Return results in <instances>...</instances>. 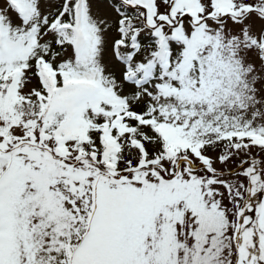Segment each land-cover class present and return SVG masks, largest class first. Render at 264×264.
I'll list each match as a JSON object with an SVG mask.
<instances>
[{"label":"snow or ice","instance_id":"6c2138e0","mask_svg":"<svg viewBox=\"0 0 264 264\" xmlns=\"http://www.w3.org/2000/svg\"><path fill=\"white\" fill-rule=\"evenodd\" d=\"M0 264H264V0H0Z\"/></svg>","mask_w":264,"mask_h":264}]
</instances>
